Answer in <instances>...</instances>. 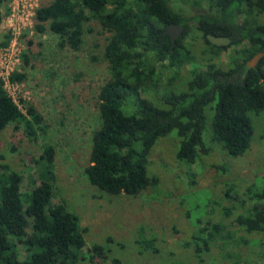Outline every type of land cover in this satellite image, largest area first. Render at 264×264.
Listing matches in <instances>:
<instances>
[{
  "label": "trees",
  "instance_id": "16d2710c",
  "mask_svg": "<svg viewBox=\"0 0 264 264\" xmlns=\"http://www.w3.org/2000/svg\"><path fill=\"white\" fill-rule=\"evenodd\" d=\"M7 1L0 0V24L1 7ZM179 5L193 14L177 11ZM171 24L184 28L174 44L164 33ZM33 30L54 34L60 50L75 53L83 50L87 36L102 38V45L94 42L88 53L92 62H105L107 77L95 94L99 124L92 131L88 164L81 170L88 184L101 193L135 198L157 186L159 178L148 171L150 157L157 143L172 133L176 137L168 140L178 144L173 160L186 170L217 152L223 164L216 169L228 174L227 158L244 157L253 148L250 117L264 111L263 0H51L35 9ZM27 34L21 37L25 66L33 44ZM194 34L210 49L208 62L200 68L193 64ZM207 35L228 38L230 43L213 46ZM9 39L5 36L0 46ZM227 54L228 61L224 60ZM257 54L262 57L255 67H248ZM182 68L185 89L177 91ZM8 80L21 83L24 75L13 73ZM153 92H157L154 100L148 97ZM19 104L24 111L0 80V145L2 133L10 126L35 141L38 132H44L43 118L35 108L22 99ZM208 109L211 113L206 114ZM260 139L264 146V135ZM31 163L32 172L26 173L31 188L23 191L24 173L0 162V264H104L112 239L87 248V229L79 215L69 211L64 198L52 203L57 189L54 150L44 145ZM225 186L227 207L218 200L224 216L240 208L243 213L234 218L237 227L248 237L264 239V170L257 171L238 201L230 195L235 187ZM189 214L187 209V218L192 217L197 228L191 242L194 260L205 264L203 254L210 246L222 236L232 237L224 234L222 225L201 226L203 220ZM135 244L139 254L159 252L153 237L137 239ZM95 256L100 257L99 263Z\"/></svg>",
  "mask_w": 264,
  "mask_h": 264
},
{
  "label": "rangeland",
  "instance_id": "374dc122",
  "mask_svg": "<svg viewBox=\"0 0 264 264\" xmlns=\"http://www.w3.org/2000/svg\"><path fill=\"white\" fill-rule=\"evenodd\" d=\"M50 1L34 0L37 5ZM176 10H181L186 16L193 14L182 5ZM18 12L15 11L12 17L14 13L10 1L1 7L0 43L4 42L5 36L10 39L6 45L0 46V80L4 81L8 94L19 108L24 111L19 99L35 108L45 127L44 132H38L36 141L22 131H15L12 126L1 135L0 155L3 158L0 162H6L12 169L24 173L22 190L31 188L27 182V175L33 169L31 160L39 157L44 145H49L54 150L57 178L52 203L56 205L64 198L69 211L79 215L81 226L87 229L84 234L87 248L95 243L104 244L108 237L112 239L104 264H196L195 244L191 242L197 235V228L192 217L187 218V209L189 215L203 220L201 226L206 223L220 224L224 234L229 233L232 237L229 240H225L224 236L218 238L210 246V251L203 254L205 264H264V239L248 237L234 223V218L243 210L236 209L234 214L226 217L218 202L221 199V205H228L223 194L226 184L235 187L231 197L237 201L241 199L245 186L258 170H264V146L260 139L264 135V111L258 116L251 115L253 148L244 157L227 158L228 174L216 169L223 164L217 152L202 158L188 170L177 166L173 158L178 144L176 146L168 140L176 137L172 133L157 143L150 157L148 171L151 176L159 178L157 186L147 188L135 198L125 195L114 198L101 193L88 184L81 170L88 164L92 131L99 124L95 94L107 77L105 62H92L88 53L94 42L102 45V38L87 36L83 50L75 53L60 50L57 37L48 31L38 34L33 29H24L19 35L18 48L13 49L12 29L19 28ZM26 31L28 39L33 42L27 66L21 57L26 47L21 37ZM193 36L197 42L192 51L195 58L193 64L200 68L208 62L210 49L199 35ZM228 57L227 54L224 60L228 61ZM230 58L234 57L231 55ZM180 70L179 80L175 83L177 91L185 89L186 71L183 68ZM13 73L24 75V80L11 84L8 78ZM154 94L157 92L149 93L148 97L154 100L157 97ZM208 112L211 113L209 109L206 114ZM207 128L208 123L206 131ZM205 136L208 137L206 132ZM151 237L156 239L159 252L139 254L135 241ZM227 253L236 254V258ZM100 260L99 256H95L96 263Z\"/></svg>",
  "mask_w": 264,
  "mask_h": 264
},
{
  "label": "built area",
  "instance_id": "2783aa9c",
  "mask_svg": "<svg viewBox=\"0 0 264 264\" xmlns=\"http://www.w3.org/2000/svg\"><path fill=\"white\" fill-rule=\"evenodd\" d=\"M9 1L10 4L12 5V12L14 13L12 17L15 16V11L16 12L19 11L17 13V18H16L18 20L17 23L19 28L12 29V35H13L12 47L13 49H17L18 47H16V45L19 46L18 39L22 30L33 29L34 12L35 9L38 7V5L35 4L34 0H9Z\"/></svg>",
  "mask_w": 264,
  "mask_h": 264
},
{
  "label": "water",
  "instance_id": "95a60500",
  "mask_svg": "<svg viewBox=\"0 0 264 264\" xmlns=\"http://www.w3.org/2000/svg\"><path fill=\"white\" fill-rule=\"evenodd\" d=\"M264 4V0H263ZM184 28L180 27L176 24H171L167 27V29L164 31L166 35H168L171 39V43L174 44L175 40L179 38V36L183 33ZM207 41L216 47H226L230 43V39L224 38V37H214L211 35L206 36ZM262 57V54L256 55L251 61L247 63L248 67H255L258 60Z\"/></svg>",
  "mask_w": 264,
  "mask_h": 264
},
{
  "label": "flooded vegetation",
  "instance_id": "af4514ba",
  "mask_svg": "<svg viewBox=\"0 0 264 264\" xmlns=\"http://www.w3.org/2000/svg\"><path fill=\"white\" fill-rule=\"evenodd\" d=\"M257 55H258V54H257ZM255 56H256V55H255ZM255 56H254V57H255ZM254 57H253V58H254ZM253 58H252V59H253Z\"/></svg>",
  "mask_w": 264,
  "mask_h": 264
}]
</instances>
